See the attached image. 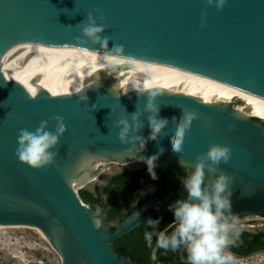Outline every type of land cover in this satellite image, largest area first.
Returning <instances> with one entry per match:
<instances>
[{"label":"water","instance_id":"water-1","mask_svg":"<svg viewBox=\"0 0 264 264\" xmlns=\"http://www.w3.org/2000/svg\"><path fill=\"white\" fill-rule=\"evenodd\" d=\"M88 13L103 15L98 22L106 25L108 48L76 39V25ZM36 43L107 52L113 44L121 45L123 52L111 53L194 71L264 97V0H226L222 10L207 6L205 0H0V65L15 49ZM154 90L162 91L157 118L169 121L157 140L149 139L151 113L143 112L148 92ZM36 93L30 98V89L0 72V224L37 228L58 250L60 264H138L117 254L111 241L153 216L172 212L170 205L184 198L150 197L109 231L103 214L72 189L103 161L135 157L154 168L188 167L209 144H225L231 157L216 172L232 177L228 215L264 213V120L240 116L230 104H206L165 89L104 91L96 82L75 93ZM81 94L88 97L86 102L79 100ZM137 106L142 126L134 133L130 130L128 142L121 143L115 122L127 117L132 125ZM182 109L195 110L198 118L180 158L172 151L170 137ZM53 116L62 117L66 126L56 146L58 155L52 164L33 169L14 155L18 131H34L41 120L54 131ZM133 135L144 139L143 149L140 141L131 140ZM152 157L156 163L148 161ZM214 174L207 172L210 179Z\"/></svg>","mask_w":264,"mask_h":264},{"label":"clouds","instance_id":"clouds-1","mask_svg":"<svg viewBox=\"0 0 264 264\" xmlns=\"http://www.w3.org/2000/svg\"><path fill=\"white\" fill-rule=\"evenodd\" d=\"M205 2L209 7L214 5L217 10H222L226 0H205ZM201 15L203 20L206 13L202 12ZM103 19L102 14L96 17L88 13L86 19L76 25L80 29V35L76 39L81 43L91 42L99 44L101 48H108L110 38L103 35L106 25L98 22ZM110 51L121 53L123 47L113 44ZM30 92L29 97L35 98L36 91L32 89ZM161 94L160 90L148 92L143 108V112L151 113L147 117L151 129L149 137L151 140H157L169 123L167 118H157L159 112L157 98ZM87 99L88 97L84 94L79 97L82 102H86ZM91 108L96 109V104H93ZM141 113L137 106L136 112L131 114L132 125L129 124L127 117H122L115 122L114 126L119 129L117 135L121 143L128 142L130 130L134 133L142 126L139 122ZM197 118L198 114L195 110L182 109L180 120L170 137L172 151L180 158L184 150L186 135ZM50 119L55 121L54 131L48 130L47 120H41L34 131L27 128L18 131L14 155L20 162L33 169L52 164L58 155L56 146L59 144L60 137L65 133L66 126L60 116H53ZM172 119L176 120L175 117ZM131 140L140 141L139 147L143 149L145 144L143 138L133 135ZM230 157L231 149L220 143H211L204 152L197 154L194 165L188 166L189 170L181 177L185 197L170 205L174 216L171 223L173 230L171 232L162 230L155 233L158 248L175 251L183 247L187 253L188 264H233L234 256L228 251L232 243L230 237L235 230V224L230 222L231 217L228 215L231 213L230 184L232 177L223 171L216 172L217 166L222 162L227 163ZM154 159L155 157H152L148 161L152 162ZM180 164L183 165L181 159ZM207 172L215 173L214 177L210 179ZM146 224L155 228L160 224V220L148 219ZM153 235L154 233L150 231L144 233V238L149 244L152 242Z\"/></svg>","mask_w":264,"mask_h":264},{"label":"bare ground","instance_id":"bare-ground-1","mask_svg":"<svg viewBox=\"0 0 264 264\" xmlns=\"http://www.w3.org/2000/svg\"><path fill=\"white\" fill-rule=\"evenodd\" d=\"M0 72L19 82L24 88L34 89L36 92L45 90L48 93H75L97 82V87L104 91L165 89L211 105L230 104L232 99L237 98L240 104L232 107L236 114L264 120V97L259 94L194 71L131 55L60 44H27L15 49L4 59ZM160 158L169 159V156L161 154ZM138 161L146 162L134 157L117 162V166L124 167ZM156 162L157 159L154 160ZM107 163L116 164L111 160L103 161L91 176L72 189L77 192L97 181L99 175L107 169ZM92 217L94 222L98 221L95 215ZM13 229H28L36 234L37 240L27 242L30 249L37 247L48 251L50 247L60 257L55 246L49 245L32 225L0 224V234L4 237L3 241L0 240V248L5 250L9 258L19 261L25 259L23 252L14 246L21 240L10 239L8 231ZM46 243L49 247L44 246Z\"/></svg>","mask_w":264,"mask_h":264},{"label":"flooded vegetation","instance_id":"flooded-vegetation-1","mask_svg":"<svg viewBox=\"0 0 264 264\" xmlns=\"http://www.w3.org/2000/svg\"><path fill=\"white\" fill-rule=\"evenodd\" d=\"M167 166V165H160ZM142 167H149L151 171L155 170L150 163L138 161L132 165L119 167L121 169H113V171L106 178L105 182L102 184L101 188L98 190H90L87 187L80 190L81 192H90L96 199L97 203H91L89 206L98 207V212L102 213V219L104 224L109 227L115 226L126 214L131 212L133 209L138 207L141 202L149 199L150 197H185L183 195L184 187L181 183V177L185 174L183 172H173V173H148L141 174L137 172L122 173L126 170H135ZM183 167V166H182ZM108 169V168H107ZM108 171H111L108 169ZM215 175V174H214ZM153 176L155 178H153ZM112 189V190H111ZM116 196L121 201V207L119 210L122 213L127 212L121 219L114 217L111 220H106L105 216L109 208L114 202V192ZM244 216H247L245 218ZM259 216L264 219V213H254V214H240L235 216H230L231 220H238L245 218L246 223L238 222L239 227H235L234 232L231 234L232 243L229 245L228 251H230L235 256H244L251 252L264 249V228H253L254 223L248 222L252 221V217ZM150 219H159L160 224L156 227L159 231L166 230L171 232L173 230L174 216L172 212H167L164 214L156 215ZM147 221L142 223L144 225ZM264 223V220L260 221V225ZM230 246H234L236 249H231ZM179 252H186L183 247L178 249ZM243 252V253H242ZM245 252V253H244ZM153 255V254H152ZM151 255V261L148 264H159L153 255ZM0 264H13L7 262L4 258L0 257ZM170 264H188L187 257H179L178 259L171 260Z\"/></svg>","mask_w":264,"mask_h":264},{"label":"trees","instance_id":"trees-1","mask_svg":"<svg viewBox=\"0 0 264 264\" xmlns=\"http://www.w3.org/2000/svg\"><path fill=\"white\" fill-rule=\"evenodd\" d=\"M151 168L149 167H142L140 169L135 170H126L122 171V173H129V172H137L141 174H148V173H173V172H183L186 174V172L189 170L188 167H182L178 165H167V166H159L153 171H150ZM112 190V189H111ZM115 193V190H113ZM117 193L114 194L115 198L113 199L114 202L109 208V210L106 213L105 219L111 220L114 217H118L121 219L127 212L122 213L119 210V207H121V201L116 196ZM80 198L84 200L85 202L91 204V203H97V199L90 193V192H81L79 193ZM183 195L185 196V192H183ZM155 220V219H153ZM113 229V226L109 227V231ZM159 228L155 227L153 228L150 225H147L146 223L144 225L140 224L133 229L129 230L128 232L122 234L118 238L111 241V246L113 250L117 254H124L125 256H128L130 259H132L134 262L138 264H148L151 261V255L153 254L155 257V260L159 264H170L171 260L178 259L180 256L184 258L187 257V253L185 252H179V250H164L161 248H158L156 245V235L155 233L158 232ZM146 231L153 232L154 235L152 237V242L149 244L145 238L144 233ZM231 249H236L234 246H230ZM243 253V252H242ZM245 253V252H244Z\"/></svg>","mask_w":264,"mask_h":264},{"label":"rangeland","instance_id":"rangeland-1","mask_svg":"<svg viewBox=\"0 0 264 264\" xmlns=\"http://www.w3.org/2000/svg\"><path fill=\"white\" fill-rule=\"evenodd\" d=\"M109 80V79H108ZM109 82V81H107ZM240 104L239 99L234 98L232 99V101L230 102V106L234 107ZM243 110H245L243 108ZM106 168H108L111 171H108V169L104 170L103 173H101L97 179V181L86 185L84 188H88L90 190H98L99 188H101L102 184L105 182L106 178L109 176V174L113 171V169L116 168V166L113 163H107L106 164ZM107 171V172H106ZM80 193V189L77 190V194L79 195ZM80 196V195H79ZM91 207V206H90ZM91 209L93 211H98V207L94 206L91 207ZM245 218H247V216H244ZM245 218H242L241 220H230V222H234L235 227H239L238 222L240 223H246ZM264 220L261 219L259 216H254L252 217V221H248V222H253L254 223V227L253 228H264V223L262 225H260V221ZM5 232L8 234H10V239L11 241H15L17 238L20 239L21 241L18 242L17 244H15L14 246L18 247V249H20L23 252V256H24V260L23 261H19L16 258H9V256L7 255V253L5 252V250L0 248V257L4 258L7 262L13 263V264H39L38 262V258L43 257L42 261H46L45 259L47 258L48 260H52V256L55 255V252L53 250L50 249L49 245L46 243L44 244V246H48V251H44L41 249H37V247H33L32 249H30L27 246V242L29 241H34L37 240V236L34 232H32L31 230L28 229H13V230H9L7 232V230H5ZM14 238V239H13ZM4 237L3 235L0 234V240L3 241ZM20 244V245H19ZM1 245V244H0ZM28 247V248H27ZM18 251V250H17ZM234 256V261L233 264H264V249L262 250H258V251H254L251 252L247 255H244L243 258H239L241 256ZM51 257V258H50ZM153 257V255H152Z\"/></svg>","mask_w":264,"mask_h":264},{"label":"built area","instance_id":"built-area-1","mask_svg":"<svg viewBox=\"0 0 264 264\" xmlns=\"http://www.w3.org/2000/svg\"><path fill=\"white\" fill-rule=\"evenodd\" d=\"M114 164V163H113ZM116 167H118L117 165V162H116V164H114ZM119 168V167H118ZM118 168H116V169H118ZM77 193V192H76ZM239 258H243V256H241V257H239ZM38 260V262H39V264H60V257H58L57 256V254L55 253V255L54 256H52V260L50 259V260H48L47 258L45 259L46 261L44 262V261H42L43 260V257H42V259L41 258H38L37 259Z\"/></svg>","mask_w":264,"mask_h":264}]
</instances>
